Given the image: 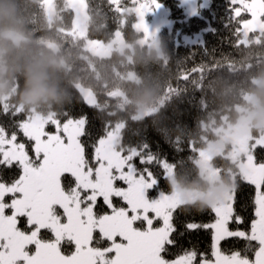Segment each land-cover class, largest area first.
Here are the masks:
<instances>
[{
  "label": "trees",
  "instance_id": "trees-1",
  "mask_svg": "<svg viewBox=\"0 0 264 264\" xmlns=\"http://www.w3.org/2000/svg\"><path fill=\"white\" fill-rule=\"evenodd\" d=\"M157 1L168 9L172 22V29L160 31V53L139 44L142 34L135 29L137 16L133 10L138 2L86 0L87 38L108 43L121 32L130 46L125 52L115 51L108 58H100L85 49V38L72 34L75 12L67 0H55L52 21L47 17L44 0H0V7L10 12L9 19L0 22V98L7 102L0 106L29 117L34 113L54 118H63L66 113L91 116L77 87L91 90L98 103L91 107L94 118L102 126L112 128L116 123H125L121 145L124 152L141 147L148 137L153 149L159 148L173 166L174 179L181 188L207 192L210 185L201 176L197 160L207 141L217 139L213 128L224 119L235 122L239 117L237 107L250 106L249 95L256 96L264 107V96L260 95L264 86L256 82L264 79V31L252 33L250 44L241 43L242 31L236 32L234 23L231 26L230 0H211L208 8L199 9V15L189 19L179 0ZM6 31L23 38L18 47L3 37ZM41 62L47 65L46 74L59 98L25 105L21 96L26 90L27 69ZM132 72L135 80L129 78ZM146 107L157 112L133 120V115ZM8 119L0 117L5 122ZM87 131L86 138L93 139L98 125H90ZM258 131L254 129L253 134L259 135ZM155 135H161L165 144L161 145ZM213 164L220 170L223 185L236 196L237 213L247 219L251 213V189L242 185L244 179L236 165L223 155ZM13 179L14 176L5 177L9 184ZM73 183L77 184L75 177ZM162 187L166 194L174 191L166 174ZM64 191L71 194L72 186L65 185ZM177 209L180 247L206 251L209 234L202 229L186 230L184 225L208 222L209 210L214 208L203 200ZM55 212L59 217L64 215L59 207ZM19 230L23 235L28 231ZM101 234L94 233L92 246L107 250L112 243ZM41 239L47 242L53 237ZM237 249L248 259L256 253L251 243L237 241L232 247L224 246L227 253H236ZM25 250L36 251L35 247ZM60 250L70 256L75 251L74 242L64 239Z\"/></svg>",
  "mask_w": 264,
  "mask_h": 264
},
{
  "label": "snow or ice",
  "instance_id": "snow-or-ice-1",
  "mask_svg": "<svg viewBox=\"0 0 264 264\" xmlns=\"http://www.w3.org/2000/svg\"><path fill=\"white\" fill-rule=\"evenodd\" d=\"M153 7H160L157 0H142L141 17L149 14ZM230 11L231 26L236 24V32L249 24L264 25V0H230ZM82 104L91 110V116L66 113L63 118H51L47 122H35L14 108L0 106V117L9 118L6 122L0 120V169L3 170L0 185L9 188L8 195L16 198L9 206L18 201L40 207L56 205L64 214L59 217L49 212L50 227L28 223L27 215L16 219L18 229L28 230L25 238L31 239V243L27 246L35 247L37 255L40 248L54 250L44 259H36L25 252L23 264H154L152 257L157 249L160 264H250L239 249L236 253L224 251L226 244L232 247L237 241L255 245V264H264V146L251 149L245 161L253 173L251 178L242 181L243 186L251 189L250 216L246 219L237 213L234 194L224 208L209 210L211 219L208 222L184 225L186 230L202 229L209 234L206 251L185 250L177 239V235H182L175 223L178 209L162 187L169 160L159 148L154 150L145 137L141 147L133 146L134 151L120 152L122 164L113 166L102 153L116 137V132L94 118L95 110L89 103L82 101ZM93 124L98 125V131L89 140L87 130ZM155 136L161 145L165 144L161 135ZM71 166L82 171L93 183L100 169H109L112 194L105 196L88 186L81 190L80 185L73 183V173L61 171ZM6 176H14L10 184ZM65 185L72 186L71 195L64 191ZM133 199L138 202L135 209L131 207ZM118 213L129 217L132 228L111 240L115 249L97 253L98 258L90 261H77L76 253L81 252L79 243L74 242L75 252L71 257L60 252L65 237L58 228L95 223L99 230L103 219ZM220 231H227L229 235L217 243ZM48 235L53 239L45 243L41 237ZM158 237L166 239L158 241ZM67 239L73 240V236L70 234ZM88 242L87 238L83 241L84 244ZM8 250L9 240L0 235V254ZM106 253L114 255L109 259Z\"/></svg>",
  "mask_w": 264,
  "mask_h": 264
},
{
  "label": "rangeland",
  "instance_id": "rangeland-1",
  "mask_svg": "<svg viewBox=\"0 0 264 264\" xmlns=\"http://www.w3.org/2000/svg\"><path fill=\"white\" fill-rule=\"evenodd\" d=\"M120 1L122 0H111L114 4H117ZM133 1L138 2L133 10L137 16L135 29L142 34L139 44L160 53V31L164 28L172 29V22L170 20L168 9L163 5V3L157 1L160 7L158 9L153 7L149 14L145 17H141L140 7L142 0ZM179 1L183 7L186 18L189 19L193 16L199 15V9L208 8L211 0ZM67 2L69 4L68 6H70L75 12L72 34L76 37L86 39L85 49L92 55L100 58H108L115 51L125 52L127 49H130V46L125 42L121 32H118L114 40L108 43L88 39V13L86 0H67ZM44 6L47 17L50 21H52L55 15V0H44ZM145 27H147V31L145 30ZM241 31V43L248 45L251 42L249 39L250 35L252 33L263 32L264 25H261L258 22L249 24L247 27L242 28ZM188 41L195 42L190 39ZM134 75L135 74L133 72L130 73L129 78L131 80H135ZM256 82L259 86H264V79H258ZM247 100L250 103L249 107H237V111L239 112L238 119L235 122H229L224 119V122L221 125L213 128L215 134L217 135V139L207 141L205 148L199 151L197 166L203 179L210 185V189L207 192L193 188H181L176 179H174L175 176L173 166L169 164L167 165L166 175L174 185L173 193L167 194V196L176 208L186 203L203 200L211 204L214 209L224 208L226 205L230 204L233 197L232 189L223 185L220 177V170L213 166V160L219 156L223 155V157L236 165L239 176H241L244 180L251 178L253 175L250 166L245 163V161L249 157L251 149L255 148L257 145L264 146V126H254L264 119V117L259 115L260 111L264 110V107L254 95H249ZM1 104L4 106L7 105L5 98H0V105ZM156 112V109H149L147 107L140 109L135 115H133V120L146 118ZM31 118L35 122H47L48 119L54 117L53 115L43 117L34 113L31 115ZM124 127V122L116 123L112 127V130L116 132V137L109 142L107 150L102 153L111 161L113 166H120L122 164V161L119 159V155L120 152L123 151L121 145ZM254 129L259 130V135L255 136L253 134ZM132 150L134 151L135 148ZM8 162L11 163V160ZM61 171L73 173V177H75L77 185H80L81 190L84 186H88L95 187L102 195L110 196L112 194L109 169H100L96 174L94 183L89 179V177L85 176L82 171L76 169L75 166L62 169ZM9 191V188L0 185V235L9 240V250L6 253L0 254V264H23L22 257L25 252L29 253L30 256H33L36 259H44L46 256H51L54 253L53 249L40 248L39 255H37L36 248L34 253L26 251L25 249L28 247L27 245L31 243V239H26L25 235L21 234L15 221L18 217H20V215L24 214L27 215L29 223L34 226L50 227L51 225L49 224L48 213L51 212L52 215L57 216L55 212L57 206H34L28 201H18L12 204V206H9V202L16 199L15 197L8 195ZM137 206L138 202L133 199L131 201V207L135 209ZM9 209L12 210L11 213L8 212ZM61 224L63 223L61 222ZM131 228L132 223L130 222L129 217L123 213H118L103 219L99 230H97L95 223L83 227L74 224L72 226L58 228L57 230L62 232L65 239H67L68 235L71 234L73 236L72 241L79 243L81 252L76 253L77 261H90L98 258L97 253L105 252L106 250L92 246L93 235L96 231L101 232V235L111 242V240L118 236L121 232H130ZM228 235L229 233L227 231L218 232L217 243L220 239H223ZM85 238L89 241L87 244L83 243ZM157 239L158 241H163L166 238L158 237ZM109 248L115 249V245L111 244ZM73 253L70 256L63 255L65 257H71ZM113 255L114 253H106L107 258L109 259L112 258ZM152 259L154 264H160L159 250L153 254ZM248 260L250 261V264H255L256 253Z\"/></svg>",
  "mask_w": 264,
  "mask_h": 264
},
{
  "label": "clouds",
  "instance_id": "clouds-1",
  "mask_svg": "<svg viewBox=\"0 0 264 264\" xmlns=\"http://www.w3.org/2000/svg\"><path fill=\"white\" fill-rule=\"evenodd\" d=\"M9 17L10 12L0 7V22L9 19ZM46 68L47 65L41 62L27 69L26 90L21 96V103L39 105L42 102H55L58 100L57 91L49 82ZM2 92L3 89L0 88V93ZM260 95L264 96V92H261ZM259 115L264 117V110H261ZM254 126H264V119Z\"/></svg>",
  "mask_w": 264,
  "mask_h": 264
},
{
  "label": "water",
  "instance_id": "water-1",
  "mask_svg": "<svg viewBox=\"0 0 264 264\" xmlns=\"http://www.w3.org/2000/svg\"><path fill=\"white\" fill-rule=\"evenodd\" d=\"M3 37L6 40L12 41L17 47L18 45L23 41V38L19 36L16 33L13 32H5ZM82 99H84L85 102L89 103L91 107L97 106V100L95 99V95L91 90L88 89H82V87L78 86L77 87Z\"/></svg>",
  "mask_w": 264,
  "mask_h": 264
},
{
  "label": "flooded vegetation",
  "instance_id": "flooded-vegetation-1",
  "mask_svg": "<svg viewBox=\"0 0 264 264\" xmlns=\"http://www.w3.org/2000/svg\"><path fill=\"white\" fill-rule=\"evenodd\" d=\"M157 251H158V249L155 252H157ZM155 252H154V254H155Z\"/></svg>",
  "mask_w": 264,
  "mask_h": 264
}]
</instances>
